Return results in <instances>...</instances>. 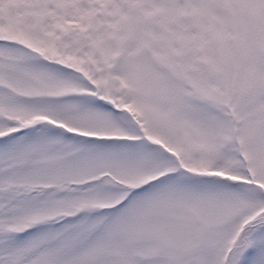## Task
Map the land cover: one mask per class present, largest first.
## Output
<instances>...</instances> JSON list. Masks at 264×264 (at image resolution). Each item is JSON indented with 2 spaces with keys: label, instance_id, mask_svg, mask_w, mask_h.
Returning <instances> with one entry per match:
<instances>
[{
  "label": "snow or ice",
  "instance_id": "obj_1",
  "mask_svg": "<svg viewBox=\"0 0 264 264\" xmlns=\"http://www.w3.org/2000/svg\"><path fill=\"white\" fill-rule=\"evenodd\" d=\"M0 264H264V0H0Z\"/></svg>",
  "mask_w": 264,
  "mask_h": 264
}]
</instances>
